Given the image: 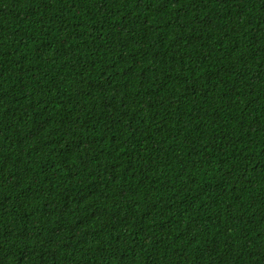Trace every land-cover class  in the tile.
I'll use <instances>...</instances> for the list:
<instances>
[{"label":"trees","instance_id":"trees-1","mask_svg":"<svg viewBox=\"0 0 264 264\" xmlns=\"http://www.w3.org/2000/svg\"><path fill=\"white\" fill-rule=\"evenodd\" d=\"M0 264H264V0H0Z\"/></svg>","mask_w":264,"mask_h":264}]
</instances>
